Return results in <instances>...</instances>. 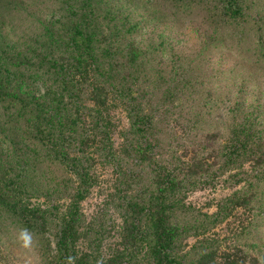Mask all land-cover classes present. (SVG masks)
Instances as JSON below:
<instances>
[{
    "label": "rangeland",
    "instance_id": "374dc122",
    "mask_svg": "<svg viewBox=\"0 0 264 264\" xmlns=\"http://www.w3.org/2000/svg\"><path fill=\"white\" fill-rule=\"evenodd\" d=\"M81 1L0 0L1 51L35 48L82 80L78 104L38 82L46 110L33 103L17 118L0 108V264H59L58 230L75 202L76 264H154L146 242L126 260L133 234L122 200L144 210L155 163L178 178L176 256L264 264V0H237L240 20L220 0ZM91 6L98 71L41 35L57 27L47 21L65 25L70 10ZM136 108L150 119L142 145ZM249 122L255 139L227 159L232 130ZM20 226L38 234L36 253L15 243Z\"/></svg>",
    "mask_w": 264,
    "mask_h": 264
},
{
    "label": "trees",
    "instance_id": "16d2710c",
    "mask_svg": "<svg viewBox=\"0 0 264 264\" xmlns=\"http://www.w3.org/2000/svg\"><path fill=\"white\" fill-rule=\"evenodd\" d=\"M58 2L64 5L66 0H58ZM236 2L237 0H220V11L223 10V15L231 20H240L244 14V12H241L244 8L240 7V4L236 5ZM176 3L180 5L181 2ZM180 7L184 8L185 5ZM92 8L93 6L85 11L79 7L77 8L79 9L78 11L77 9L74 11L70 10L68 17L63 16L66 20L68 19V23L65 25L61 22H56V20L47 21L48 23H54L57 27H54V30L53 28H45V32L41 35H48L54 45H56L57 41L62 42L63 46L66 47H63L64 50L79 58L78 66L76 67L81 66L80 60L82 59L87 67L93 66L95 71H98L99 65L95 58L97 56L95 53L96 36L93 33L96 18L92 14ZM35 16L38 15L35 14ZM130 16L128 15L126 19ZM28 17H31L30 12H28ZM60 19L61 17H58L59 21ZM120 22H122L121 19L118 20V23ZM116 27H119L117 23L115 24V29H118ZM47 29L52 32L49 33ZM30 43H37L36 39H32ZM46 47L43 52L45 53L46 51L48 54L52 48L49 41ZM258 49L260 52L264 50L263 37L258 40ZM44 56L43 54L39 55L35 48H28L26 52L18 49V47L0 50V108L2 105L7 104L9 107L8 114L16 110L15 116L20 118L21 114L19 112L30 110L33 103L36 106H41L40 109L42 111L46 110V104L51 102L49 99L47 100L46 96L38 94L40 90L38 82H43L46 86H52V90L54 89L56 93L59 92L60 96L66 97L67 101L64 103L73 101L78 104L82 101L79 91V85L82 80L79 81L69 72V69L63 67L57 69L56 58L50 55V61L54 64L53 68L52 65L48 64L49 62L45 60ZM258 57L264 59V56ZM135 111L131 116L132 127L142 145L148 141L150 119L142 111L140 112L138 108ZM253 128L252 122L237 124L230 136L231 142L227 147V159L237 158L246 153L245 151L248 149L250 141L255 139ZM147 146L150 147V144H147ZM63 154L66 163L71 165L70 156L67 152ZM153 169L156 174L153 180L154 188L149 200L143 204L144 210H137L135 203L132 205L129 200H122L129 215L130 232L133 234V247L129 249L126 260H132L134 251L142 243L146 242L154 264H186L184 259L175 254V249H177L176 242L181 234L178 229L183 230L175 219L178 211L176 205L178 203L176 202L177 199H174L173 194L178 192V178L173 172H168L166 168L158 163L153 165ZM81 189L78 192L79 198L83 197L80 192ZM20 202H17L15 208H19V211L26 213V208ZM78 214L77 202H75L67 220H65V225L58 230L57 242L55 243V260L59 264H65V258L71 255V243Z\"/></svg>",
    "mask_w": 264,
    "mask_h": 264
},
{
    "label": "clouds",
    "instance_id": "9594fccd",
    "mask_svg": "<svg viewBox=\"0 0 264 264\" xmlns=\"http://www.w3.org/2000/svg\"><path fill=\"white\" fill-rule=\"evenodd\" d=\"M14 241L22 250L29 254L36 253L40 245L38 234L27 226H20L16 229ZM77 258V256L68 255L65 258V264H76Z\"/></svg>",
    "mask_w": 264,
    "mask_h": 264
}]
</instances>
